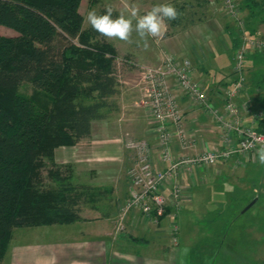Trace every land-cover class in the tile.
<instances>
[{
	"label": "trees",
	"instance_id": "16d2710c",
	"mask_svg": "<svg viewBox=\"0 0 264 264\" xmlns=\"http://www.w3.org/2000/svg\"><path fill=\"white\" fill-rule=\"evenodd\" d=\"M82 1L0 0V25L18 33H0V264L15 228L76 222L84 200L106 192L76 184L72 165L55 159L91 136L121 91L116 47L84 28ZM244 5L254 32L264 0Z\"/></svg>",
	"mask_w": 264,
	"mask_h": 264
},
{
	"label": "crops",
	"instance_id": "0c3cea01",
	"mask_svg": "<svg viewBox=\"0 0 264 264\" xmlns=\"http://www.w3.org/2000/svg\"><path fill=\"white\" fill-rule=\"evenodd\" d=\"M180 1L183 2L180 3ZM176 8L180 15L176 20L167 22L169 33L165 32L166 37L161 42V48L179 57H189L195 65L196 76L205 80L214 105L223 109V101L217 95V91L219 88L229 87L232 84V64L230 77H228L224 73L226 69L223 68L225 62L222 54L214 51V47L209 48V42L219 45L218 36L214 37L210 24L216 23L220 27V13L224 12L223 0H179ZM245 9L243 2L242 14L246 19ZM227 21L236 35L234 22L228 18ZM196 44L201 46L200 51L196 49ZM237 44L238 38L234 37L235 48ZM158 48H152L151 55H143L141 59L158 62L161 50ZM191 52L193 56H189ZM207 56H211L212 59H207ZM251 56L256 57L257 60L264 59V55L257 53H252L249 58ZM207 62L211 66L209 71L205 69ZM248 82L251 113L247 115L244 122L264 130V120L255 121L252 118L253 113L264 109V83L256 77H252L251 81L248 79ZM129 89H131L129 104L125 105L117 100L114 110L108 112L105 118L93 122L91 134L94 136L93 149L89 150L92 166L87 168L85 166L83 170V174L88 175L90 179L87 183L80 185L106 188V192L101 196H88L84 200L81 220L65 224L31 226L28 230H19L17 237L14 230L11 239L13 240L12 251L8 249L10 254L5 255L2 264H105L107 260L110 264H168L167 255L173 259L172 264H177L176 260L179 261L181 250L179 245L176 247L164 245L163 251L156 245L158 240H166L164 228L168 223L164 221L166 219L169 221L170 218H164L157 226L151 221L142 223L137 217L130 216L127 218L124 231L117 233L115 229L119 203L128 196V170L134 161L133 151L125 147L123 140L127 137L145 138L151 144L154 143L152 124L147 117L145 107L143 83L140 81L135 85L132 84ZM120 94L122 95V92L117 96ZM243 100L247 101V98L244 96ZM121 109H123L122 112ZM114 113L119 116L117 118L115 115L111 116ZM96 126H99V133H96ZM186 126L201 128L204 142L220 143L218 128L202 111L190 107L186 109ZM81 141L76 145L58 147L55 151L56 161L63 164L81 161L83 164L87 163L88 160L83 158L86 154L82 155L83 151L79 148ZM59 148L62 150L58 153ZM154 157H158L156 152ZM230 161L237 165L235 160ZM228 163H230L229 160L206 167L202 180L193 188L186 205L191 202L190 205L196 204L200 191L206 189L209 183L217 181L218 173L235 170ZM255 165L247 176L251 175L264 182V165L259 162ZM237 167L243 166L237 165ZM99 181L103 183L98 184ZM234 183L238 187L245 186L243 177L235 178ZM92 211L96 213L88 214Z\"/></svg>",
	"mask_w": 264,
	"mask_h": 264
},
{
	"label": "built area",
	"instance_id": "2783aa9c",
	"mask_svg": "<svg viewBox=\"0 0 264 264\" xmlns=\"http://www.w3.org/2000/svg\"><path fill=\"white\" fill-rule=\"evenodd\" d=\"M244 1L223 0V10L234 22L238 38L232 84L217 91L223 109L214 105L205 80L196 76L195 65L189 57L161 50L160 62L155 65H139L116 57L118 76L121 65L141 67L145 107L154 133L153 144L145 138L124 142L133 151L134 161L128 170V196L119 203L116 213L117 233L126 229L130 216L157 226L168 217L165 238L170 247L178 246L180 212L190 200L193 188L202 180L205 168L233 157L238 166L258 161L257 158L254 162V156L264 146V132L244 122L251 113L246 67L252 53L264 55V32H251L242 14ZM244 96L247 101L243 100ZM189 107L212 119L219 130L220 143L208 144L202 138L201 128L186 126ZM252 118L264 120V109L253 113Z\"/></svg>",
	"mask_w": 264,
	"mask_h": 264
},
{
	"label": "rangeland",
	"instance_id": "374dc122",
	"mask_svg": "<svg viewBox=\"0 0 264 264\" xmlns=\"http://www.w3.org/2000/svg\"><path fill=\"white\" fill-rule=\"evenodd\" d=\"M181 2L183 1H180V3ZM178 3L179 0H98L97 2L83 0L80 11L85 18L90 10L95 9L98 13L102 14L105 6L111 4L114 8V16L118 15L120 11H125L133 7L138 8L140 15H143L151 10L153 5L172 4L177 7ZM245 14L248 22L250 18L247 9H245ZM227 18L226 13L221 12L219 20L221 22L220 27H218L216 23H214V25L210 24V30L214 37L217 38L218 36L217 41L219 45H214L215 43L209 42V48L210 46L214 47V51L222 54L223 61L225 62L223 68L224 70L226 69L224 73L230 77V67L231 64L233 66L235 52L234 37L237 38V32L235 30L236 35H234V30L228 23ZM167 22L169 23L170 21L166 20V23ZM250 27L264 32V19H251ZM84 28L89 29L92 27L84 21ZM166 32L169 33L168 31ZM0 33L7 36L18 34L15 30L4 25H0ZM219 36L222 39L219 38ZM165 37L166 33H164L162 37L156 39L149 38L147 46H145L144 41L140 40L135 32L130 42L109 40L101 35H98L97 38L112 43L116 47L118 56L132 60L139 65H155L158 64L160 60L158 62L148 61L141 59V57L143 55H151L150 52L152 53V48L155 47L158 48L160 46L159 48L163 50V47L161 48V42ZM195 47L198 51L201 50V46L196 44ZM189 56H193L192 52ZM202 56H205V54H202ZM210 58L212 59L211 56H207V59ZM208 63L209 62H207V64ZM207 64H205V69L209 71L211 66ZM138 68H130L127 64L120 66L119 78L120 92H122V95H116L113 98L116 103L118 100V102H123L125 105L129 104V91L131 90L129 88L132 84L135 85L142 81L141 67L138 66ZM246 77L250 79V81L252 77H256L264 83V59L259 58L257 60L256 57L251 56L247 61ZM20 90L27 94L34 92L33 86L30 83L22 84ZM120 111L122 112L123 109ZM113 115H115L116 118L119 116L117 113L111 116ZM96 133H99V126H96ZM93 137L94 136L83 139L79 146L83 151L81 154H86L83 158L88 160L87 163H81L83 161L77 163L66 162L72 165L70 169L71 179L77 184L87 183L89 181L88 179H90L88 175L83 174V170L85 166L86 168L92 166L90 165L92 160L90 157L91 151L89 150L93 149ZM127 139L130 138L127 137L124 139L123 143ZM61 150L62 149L58 150V153L61 152ZM230 160H235L236 162V157ZM230 160L228 164L233 166L235 170L227 173H218V180L209 183L206 189L200 191V195L197 196L196 204L193 203V205H190L191 202L181 211L179 219L181 227L179 234V249L185 247L188 249V255L183 258V264H260L264 259V182L261 179L253 178L251 175L247 176V173L250 172L252 167L256 166L255 164H257L258 161L252 165L249 164L247 168V165L237 167ZM237 177L244 178L245 186L238 187L235 185L234 181ZM99 183L103 182L99 181L98 184ZM85 205L84 203V207ZM94 213L96 212H88V214ZM164 222L169 224L170 220L168 221L166 219ZM14 230H16L15 236L17 237L19 230H28V227H17ZM156 245L163 251L164 245L169 246V241L168 239H160L157 241ZM12 248L13 240H11L9 250L12 251ZM9 250L7 252L8 254H10ZM179 257V261L175 259L177 264H181V256ZM172 260L173 259L169 258V255H167L168 264ZM107 261H105V264H110ZM170 264H172V262Z\"/></svg>",
	"mask_w": 264,
	"mask_h": 264
},
{
	"label": "clouds",
	"instance_id": "9594fccd",
	"mask_svg": "<svg viewBox=\"0 0 264 264\" xmlns=\"http://www.w3.org/2000/svg\"><path fill=\"white\" fill-rule=\"evenodd\" d=\"M179 15L180 13L174 5L158 4L143 15H140L138 8L133 7L120 11L118 15L114 16L113 6L108 4L102 14L93 9L87 13L84 19L93 30L109 40L130 42L135 32L147 46L149 38L162 37L167 31L166 20H176ZM257 158L259 164L264 165V146L257 149L254 162ZM187 255L188 249L186 247L181 249V264H183V258Z\"/></svg>",
	"mask_w": 264,
	"mask_h": 264
}]
</instances>
